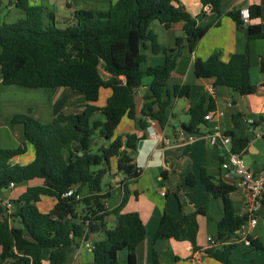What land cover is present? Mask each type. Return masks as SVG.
<instances>
[{
  "label": "trees",
  "instance_id": "1",
  "mask_svg": "<svg viewBox=\"0 0 264 264\" xmlns=\"http://www.w3.org/2000/svg\"><path fill=\"white\" fill-rule=\"evenodd\" d=\"M22 10L23 16L12 23H0V83L29 88H48L60 93L52 103V120L42 123L34 118L28 107L26 112L14 113L9 124L22 126V141L16 147L0 146V189H9V183L21 184L39 179L41 184L28 186L17 198L9 200L11 210L0 204V264H41L42 254L50 249L49 264H64L68 254L87 240L91 234H100L91 248L94 264H118L117 252L127 250V264H136L135 248L145 237V227L137 212L121 213L126 197L118 206L107 210L102 200L107 197L103 178L109 173L111 161L117 172L123 174L122 184L136 178L140 168L131 162L125 147L134 146L133 134H126L125 141L114 135L123 117L135 118L134 89L141 84L143 73L151 76L150 98L141 113L164 126L175 98L188 96V84L167 87V81L185 41L190 52L208 28L217 20L204 22L205 12L192 16L178 0H116L107 9L91 7L73 11L70 18H63L64 27L56 24V15L44 5H29L28 0H12ZM216 16L221 15L222 0H201ZM204 10V9H203ZM205 11V10H204ZM249 18L260 16V7H248ZM225 15L237 24L244 25L239 10ZM159 21L166 28L182 22V35L175 46L164 50V61L141 69L145 56L142 48L149 41L151 51L157 53L160 46L150 26ZM248 39L264 38L259 24L246 26ZM110 76L103 78L100 70ZM250 62L247 51L234 53L226 62L218 52L205 59L195 58L193 72L196 77H214V86L231 87L240 94L250 93L254 85L250 81ZM261 69L264 71V65ZM101 87H108L110 94L103 106L96 101ZM81 102L64 108L67 104ZM153 106H156L155 108ZM213 107L211 99L200 97L188 110L189 119L181 128L200 133L204 115ZM100 113L102 118L91 117ZM106 139L97 144L96 138ZM231 150L242 152L248 138L230 134ZM33 147V159L26 164L10 160ZM96 146V151L92 147ZM81 152V154H79ZM200 182L207 193L218 198L222 217L217 223L215 244L205 253L222 264H234L232 250L239 244L231 240L247 216H238L230 199L235 190L233 184L214 181L204 169L200 170ZM186 183L194 185L193 175ZM74 188L81 195L76 199L64 193ZM41 195L55 198L52 209L41 212L36 202ZM264 203V197L261 200ZM82 204L78 211V205ZM180 208L182 203L179 200ZM205 214V206L196 211L184 212L173 219L163 213L152 236L154 243L160 238L172 237L187 240L194 249L198 223L196 215ZM115 215L112 227H107L106 217ZM250 243L262 248L257 239L248 235ZM264 264V263H260Z\"/></svg>",
  "mask_w": 264,
  "mask_h": 264
},
{
  "label": "crops",
  "instance_id": "2",
  "mask_svg": "<svg viewBox=\"0 0 264 264\" xmlns=\"http://www.w3.org/2000/svg\"><path fill=\"white\" fill-rule=\"evenodd\" d=\"M115 1L57 0L58 6H53L48 3V0H28V4L44 5L63 19L70 18L73 11L79 8L91 7L105 10ZM178 3L192 16L205 12V17H202L204 22L211 20L218 22L208 28L198 41L194 51L190 52L187 43L182 42V49L168 78L167 87L188 84L190 86L189 95L174 99L170 115L163 127L156 120L152 124L158 131L159 137L170 138L169 144L162 142L159 137L153 138L149 134L151 129L147 127L148 119L145 120L144 126L140 125L145 117L141 113L142 107L145 102L150 100L148 98L150 95L149 84L152 79L151 76L143 73L141 84L134 89L135 118L123 117L114 131V135L123 141H125L126 134L134 135L132 140L134 146L129 148L123 145V148L126 149L131 162L140 168V174L136 178L127 180L124 185L121 183L123 174L117 172L115 162L111 161L110 181L106 182L103 190L108 195L102 202L107 210H111L118 206L122 197L125 196L126 200L120 212L138 213L146 233L144 239L135 248L136 264H222L205 253L209 247L207 238L216 236L217 223L222 217V206L220 200L210 196L205 190V186L200 182V170L204 169L214 181L221 180L235 186V190L230 193V199L238 216L246 213L251 204V197L238 184V178L232 172L221 168L220 163L224 159L225 147L219 144H208L207 139L202 135L191 142L179 143L175 134L181 128V123L188 121V110L192 102L197 101L200 97L206 101L211 99L213 102V107L210 110L212 116L209 119H204V122L200 124V132L206 133L217 127L229 136L235 134L247 137L248 144L242 152V157L247 159L246 164L256 174L264 176V137L254 136V132L264 131V71L261 69L264 65V38L248 39L246 35L248 24H259L264 30V0H222L219 17L210 11L209 6L204 8L201 0H178ZM253 4L260 7V16L249 18V21L244 25L237 24L231 17L225 15L227 11L248 8ZM12 5H14L12 0H7L4 6L8 10ZM182 26V22L172 23L168 28L159 21L151 23L150 28L156 36L160 50L153 53L149 41L145 42L142 48L145 58L141 62L143 71L149 66L164 61V50L175 46L176 38L182 35ZM244 51H247L249 55L250 81L254 85V89L250 93L240 94L228 86H214V77H196L193 72L195 58L205 59L211 53L218 52L220 59L226 62L232 54ZM100 72L103 78L110 76L103 69ZM110 92L109 89L106 99ZM59 93L60 90L51 92V96L52 94L57 96ZM92 104L94 103L92 102ZM30 108V114H32L33 108ZM45 108H34L32 116L41 120L42 123H49L52 120L51 102L47 104V109ZM14 113L16 112L7 114V122ZM246 118H252L253 125L248 124L245 121ZM29 145L27 143L25 151L15 155L10 162L19 164L30 162L34 152L33 147ZM188 175H193L196 178L194 185L186 183ZM117 182L119 186H117ZM39 184H41V180L34 179L16 184L9 189H0L1 206H5L6 200L17 198L28 186ZM179 200L182 203V208H180ZM183 200L189 212L205 206V214L198 213L196 215L198 223L197 249H194L187 240H176L172 237L160 238L153 243L152 236L164 212L173 219H179L184 212L186 213ZM54 203V197L41 195L36 205L41 212L46 213L52 209ZM10 210L11 207L8 208V212ZM80 210L81 207L78 208V211ZM115 221V215H108L106 217L107 227H112ZM248 235L257 239L262 248H257L252 244L239 243L232 250V262L234 264L264 263V203L262 202L258 207V221L254 226L248 228ZM99 237L100 234H91L87 241L94 242ZM49 252L50 249L43 251L41 264H49ZM117 260L118 264H127L126 249L118 250ZM64 264H94L91 249L85 247L80 241L79 245L68 254Z\"/></svg>",
  "mask_w": 264,
  "mask_h": 264
},
{
  "label": "built area",
  "instance_id": "3",
  "mask_svg": "<svg viewBox=\"0 0 264 264\" xmlns=\"http://www.w3.org/2000/svg\"><path fill=\"white\" fill-rule=\"evenodd\" d=\"M208 8V7H206ZM240 19L242 20L243 24H246L249 21V11L247 7L239 9ZM221 114V112H220ZM212 116V113L208 111L204 115V119H209ZM148 119L149 125L147 126L150 128L149 134L153 138H158L159 134L158 131L152 126L154 119ZM245 121L248 124L253 125L254 120L252 118H246ZM199 135L204 136L207 139L208 144L216 145L219 144L226 148V152L224 155V159L221 161L220 166L224 170H228L232 172L238 178V184L250 195L251 197V204L247 208L245 215L247 219L245 222L241 223L239 228L235 231L234 236H232L231 240L237 243H244V244H251L248 240V228L254 226L258 221V207L261 204V200L264 197V176L260 174H256L252 168H250L242 157V152H234L231 150V137L220 131L219 128L214 127L211 130L207 131L206 133H194L189 132L183 128L178 129L175 134V138L177 142H191ZM255 137H264V131L262 132H254ZM162 142L166 144L170 143V138L161 136L159 137ZM119 186V183H116ZM15 184L13 182L9 183L10 187H13ZM164 194V192H162ZM64 195L70 196L73 195L76 199L81 198V195L75 193L74 188L68 189ZM4 205L7 208L11 207V203L9 200L4 202ZM215 237H208L207 241L209 245L215 244ZM81 244L85 247L91 249L93 247V242H89L87 240H82Z\"/></svg>",
  "mask_w": 264,
  "mask_h": 264
},
{
  "label": "rangeland",
  "instance_id": "4",
  "mask_svg": "<svg viewBox=\"0 0 264 264\" xmlns=\"http://www.w3.org/2000/svg\"><path fill=\"white\" fill-rule=\"evenodd\" d=\"M7 0H0V23L7 22L12 23L18 18L23 16L22 10L12 5L8 10L5 8ZM53 6H58L57 0H48ZM56 24L59 27H64V23L61 17L56 14ZM61 90V89H58ZM52 90L48 88H29L17 85H3L0 83V146L2 147H16L22 141V126L20 124H9L6 120L10 112H26L27 107H32L33 111L31 115H34V108L37 107L47 109V104L56 99L58 96H53ZM109 92L108 87H101L98 98L93 103L97 106H102L105 104L106 94ZM54 97V98H53ZM81 101L76 100L72 103L67 104L64 108L66 110L68 107L77 104ZM31 113V112H30ZM34 117V116H33ZM94 118H102L101 114L96 112L92 115L91 120ZM41 121V120H40ZM96 143L104 144L106 139L96 138ZM30 146V145H29ZM92 151H96V146L92 147ZM247 163V159L244 158ZM110 181L109 173H107L103 178V186L106 182ZM82 207V204L78 205V208Z\"/></svg>",
  "mask_w": 264,
  "mask_h": 264
},
{
  "label": "water",
  "instance_id": "5",
  "mask_svg": "<svg viewBox=\"0 0 264 264\" xmlns=\"http://www.w3.org/2000/svg\"><path fill=\"white\" fill-rule=\"evenodd\" d=\"M79 154H81V152H79ZM2 189L4 190L5 188H2ZM183 203H184V208H185L186 212H189V209H188L187 205L185 204L184 200H183Z\"/></svg>",
  "mask_w": 264,
  "mask_h": 264
}]
</instances>
